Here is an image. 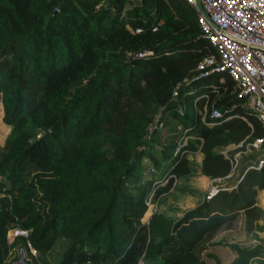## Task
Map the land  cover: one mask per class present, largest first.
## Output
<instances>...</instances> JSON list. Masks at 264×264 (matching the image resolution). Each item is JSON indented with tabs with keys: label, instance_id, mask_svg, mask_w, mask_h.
Returning a JSON list of instances; mask_svg holds the SVG:
<instances>
[{
	"label": "trees",
	"instance_id": "1",
	"mask_svg": "<svg viewBox=\"0 0 264 264\" xmlns=\"http://www.w3.org/2000/svg\"><path fill=\"white\" fill-rule=\"evenodd\" d=\"M211 52L184 0H0V264L17 245L31 264H207L198 243L240 214L264 232V127L230 77L196 69ZM257 138L232 184L174 221L152 211L196 148L201 175L224 180L225 148ZM230 248L227 264H264Z\"/></svg>",
	"mask_w": 264,
	"mask_h": 264
},
{
	"label": "built area",
	"instance_id": "2",
	"mask_svg": "<svg viewBox=\"0 0 264 264\" xmlns=\"http://www.w3.org/2000/svg\"><path fill=\"white\" fill-rule=\"evenodd\" d=\"M199 1L205 15L196 10V0H184L194 10L201 34L212 52L201 60L196 69L199 73L221 72L230 77L239 93L246 97L243 109L249 111L264 127V0ZM144 54L142 52L138 56ZM205 115L204 109L201 119ZM220 115L217 109L210 110V118L215 119ZM261 141V138H257L248 145L256 147ZM221 151L225 153L226 150ZM235 164L236 161L231 173ZM257 164L260 165L261 161ZM215 191L213 189L206 197ZM7 234L9 243L17 235L25 236L26 231L14 228ZM29 250L33 253L30 247ZM137 264L143 263L139 260Z\"/></svg>",
	"mask_w": 264,
	"mask_h": 264
},
{
	"label": "rangeland",
	"instance_id": "3",
	"mask_svg": "<svg viewBox=\"0 0 264 264\" xmlns=\"http://www.w3.org/2000/svg\"><path fill=\"white\" fill-rule=\"evenodd\" d=\"M132 1L134 2L136 0ZM2 114L3 111L0 104V125L3 124L1 122ZM7 133L8 128L6 129L3 126H0V139ZM225 149H228L229 152L233 154L236 161L233 172L229 177L224 180H212L203 177L199 169L201 155L196 148L195 151L186 155L190 163V169L187 173L186 179L173 178L169 189L153 201L154 207L152 211L159 213L172 221L178 219L184 211L200 203L207 194L213 191V189H216L219 186L232 184L238 176L239 169L243 164L241 160L247 159L248 157L250 158L255 151H259L258 146L253 147L248 144L245 146L243 145L241 148L229 146ZM217 150H224V148ZM144 162L146 161L144 160ZM257 204L264 212V188L258 192ZM258 224L264 225V214L258 220ZM7 235L9 237V233ZM64 244L63 239H58L52 247L49 258H51L54 263L60 258V255L64 250ZM232 244L253 249L258 248L261 250L259 257L264 258V232H248L244 229L241 221V214L238 219L229 226L221 228L214 235L205 237L202 242L198 243L196 252L199 255V258L204 260L207 264H227L233 258V252L230 248V245ZM11 255V259L13 260L9 261L10 264H31L27 252L20 245L13 248ZM257 262V260H253V263Z\"/></svg>",
	"mask_w": 264,
	"mask_h": 264
},
{
	"label": "water",
	"instance_id": "4",
	"mask_svg": "<svg viewBox=\"0 0 264 264\" xmlns=\"http://www.w3.org/2000/svg\"><path fill=\"white\" fill-rule=\"evenodd\" d=\"M131 1H132V0H131ZM138 1H140V0H138ZM196 10H197L200 14L205 15L204 12H203V10H202V8H201V6H200V1H199V0H196ZM15 264H16V263H15Z\"/></svg>",
	"mask_w": 264,
	"mask_h": 264
},
{
	"label": "crops",
	"instance_id": "5",
	"mask_svg": "<svg viewBox=\"0 0 264 264\" xmlns=\"http://www.w3.org/2000/svg\"><path fill=\"white\" fill-rule=\"evenodd\" d=\"M0 126H3V127H5L6 129H7V127L6 126H4L3 124L2 125H0ZM3 137H4V135H3ZM3 137L0 139V143H1V141H2V139H3ZM203 177H205V176H203ZM229 177V176H228ZM206 178V177H205Z\"/></svg>",
	"mask_w": 264,
	"mask_h": 264
}]
</instances>
